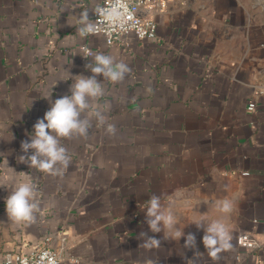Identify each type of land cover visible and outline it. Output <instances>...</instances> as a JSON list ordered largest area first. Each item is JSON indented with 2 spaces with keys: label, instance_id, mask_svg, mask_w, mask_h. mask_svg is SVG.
Listing matches in <instances>:
<instances>
[{
  "label": "crops",
  "instance_id": "obj_1",
  "mask_svg": "<svg viewBox=\"0 0 264 264\" xmlns=\"http://www.w3.org/2000/svg\"><path fill=\"white\" fill-rule=\"evenodd\" d=\"M102 1L0 0V261L49 236L58 264H264V0H165L142 10L156 39L130 32L112 46L77 31L82 12L95 23ZM101 52L131 68L119 83L97 77L106 124L62 139L71 158L63 176L20 163L21 141L51 106L44 98L70 95V75L91 76L85 65ZM25 181L37 186L38 210L16 223L5 199ZM152 194L175 228L148 229ZM225 199L231 213L218 211ZM202 220L230 230L218 261L193 223ZM177 229L197 248L168 238ZM142 231L160 248L139 247ZM243 233L258 246L239 245Z\"/></svg>",
  "mask_w": 264,
  "mask_h": 264
},
{
  "label": "clouds",
  "instance_id": "obj_2",
  "mask_svg": "<svg viewBox=\"0 0 264 264\" xmlns=\"http://www.w3.org/2000/svg\"><path fill=\"white\" fill-rule=\"evenodd\" d=\"M109 22H114L118 16L116 11L98 9ZM80 25L77 31L81 36L95 34L96 24L89 18L88 12H82L78 19ZM87 59V58H86ZM92 75H75L70 78L73 83L70 86V95H63L52 100V94L44 99L50 103V108L42 118L37 119L33 125L30 139L21 141V151L24 155L18 157L20 163L27 164L30 168L37 169L53 177L63 176L71 163L68 149L62 144V139L87 138L92 121L97 125L106 124L105 106L96 101L104 95L103 82L97 77L103 76V81L112 83L122 82L131 72L129 65L123 61H117L113 56L104 53L93 54L90 63L85 65ZM105 131L108 135L116 134V126L108 123ZM31 150V154L29 151ZM37 186L31 182L18 183L5 199L6 213L9 219L16 223L35 221V213L38 210ZM145 210V222L152 233H160L165 229H173L177 219L171 208L167 210L161 202V197L152 194ZM232 203L225 199L218 207L221 213H231ZM196 227L202 229L204 235L202 243L209 257L213 261L219 260V254L232 247L230 230L220 221H196ZM184 238L183 247L196 249V237L192 233L185 235L183 230H176L168 238L179 241ZM142 241L139 247L151 251L159 249L161 241L155 235L149 236L147 232L139 233ZM147 264H157L149 260Z\"/></svg>",
  "mask_w": 264,
  "mask_h": 264
},
{
  "label": "built area",
  "instance_id": "obj_3",
  "mask_svg": "<svg viewBox=\"0 0 264 264\" xmlns=\"http://www.w3.org/2000/svg\"><path fill=\"white\" fill-rule=\"evenodd\" d=\"M164 2L165 0H103L94 14L97 26L95 34L103 35L108 46L116 44L130 32L141 40L156 39L157 24L152 17L142 15V10L163 5ZM98 9H114L118 16L114 22H109ZM249 109L254 110L255 105H250ZM237 240L239 245L249 249L258 246L256 239L248 233L239 235ZM50 243L51 237L47 236L25 253L7 255L0 264H58L60 257Z\"/></svg>",
  "mask_w": 264,
  "mask_h": 264
}]
</instances>
